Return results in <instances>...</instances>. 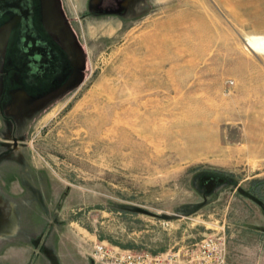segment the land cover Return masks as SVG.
I'll use <instances>...</instances> for the list:
<instances>
[{"label": "rangeland", "instance_id": "obj_1", "mask_svg": "<svg viewBox=\"0 0 264 264\" xmlns=\"http://www.w3.org/2000/svg\"><path fill=\"white\" fill-rule=\"evenodd\" d=\"M31 1L52 63L0 58V264L220 232L264 264V0Z\"/></svg>", "mask_w": 264, "mask_h": 264}, {"label": "flooded vegetation", "instance_id": "obj_2", "mask_svg": "<svg viewBox=\"0 0 264 264\" xmlns=\"http://www.w3.org/2000/svg\"><path fill=\"white\" fill-rule=\"evenodd\" d=\"M31 0H0L1 63L6 77L39 79L52 63V54L33 24ZM27 78H24V83Z\"/></svg>", "mask_w": 264, "mask_h": 264}, {"label": "built area", "instance_id": "obj_3", "mask_svg": "<svg viewBox=\"0 0 264 264\" xmlns=\"http://www.w3.org/2000/svg\"><path fill=\"white\" fill-rule=\"evenodd\" d=\"M102 264H236L227 261V246L223 232L205 236L199 242L168 250L162 254L140 253L95 246Z\"/></svg>", "mask_w": 264, "mask_h": 264}, {"label": "bare ground", "instance_id": "obj_4", "mask_svg": "<svg viewBox=\"0 0 264 264\" xmlns=\"http://www.w3.org/2000/svg\"><path fill=\"white\" fill-rule=\"evenodd\" d=\"M249 46L255 51L264 52V38L253 40Z\"/></svg>", "mask_w": 264, "mask_h": 264}]
</instances>
